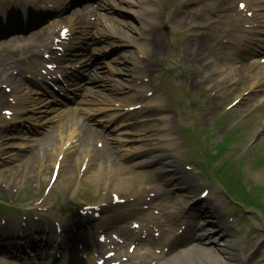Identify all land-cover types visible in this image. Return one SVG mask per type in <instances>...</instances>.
Segmentation results:
<instances>
[{"label":"rangeland","instance_id":"obj_1","mask_svg":"<svg viewBox=\"0 0 264 264\" xmlns=\"http://www.w3.org/2000/svg\"><path fill=\"white\" fill-rule=\"evenodd\" d=\"M12 1L14 0H0V68L9 65L12 61H16L19 57H23L26 49L28 48V46H26L27 41L24 40V38H21L20 36L15 37L12 34V32H18L19 30L9 31L8 33L3 34V30L7 28L6 23L4 22H7L9 19L7 13L11 11L16 13L20 10L19 7L15 6L16 8H13L9 5V2ZM209 1L211 0H195L194 2H191L182 7V9L184 10L186 8L194 7L199 4L203 5ZM236 1L237 0H233V3L231 4V6H233L232 9L234 10ZM252 8L253 6L249 5V9ZM66 13L67 11H64V15ZM231 19L234 20V18ZM223 20H226V22L230 24L229 18L222 17V12L217 13L216 23L213 25V30L217 29V33H219L218 30L220 28L227 27ZM261 20L262 19L260 17L256 18L255 22L258 26H260ZM259 30L262 29L259 27ZM160 35H162L165 40H162V37ZM170 37L171 36L168 35L167 29H162L160 31L159 40L162 41L168 49L166 58L175 59V57L177 56L176 51L173 46L169 45L168 43ZM234 45V39H227L226 41H222L219 43V45L217 46V51H222V53H224L221 58L231 57L234 59L235 64L241 63L243 65L244 63L240 58V56H243V53H241L240 51L239 53H236L237 49L234 50ZM106 50L107 47L105 49L99 48L98 50H95L92 55L99 60V58L104 57L102 54ZM161 62L157 66V72L161 77V85L158 84L156 88L159 90V92L162 93L163 98L150 97L152 99L151 104L153 105L155 102L154 106L157 107V109H152L148 112H140L142 107H145L147 101L150 98L134 99L135 97L131 96L129 98L128 96L123 94V96H126L125 100L120 103L116 102V104L120 106L118 112L121 114V116L118 117V120L123 122L122 126L126 125V127L124 128L125 132L121 133L122 136H116L124 142V144L119 146V148H122L124 150L139 149L142 152H146L147 154L144 156L150 160V163L140 169L132 167L130 169V173L124 175L126 177L127 183L123 185V187L116 188V176L106 179L107 181L102 178L97 182H90L89 179L85 177L88 173H86L82 179L77 177V172L73 173V175L71 176L69 168L67 166L62 171H59L58 179L52 185L48 181V175L50 171L46 170L44 173H39L36 169V166L31 169V171L18 170L14 176H10V174L8 176H5L7 171H0V197H8L9 195L17 194L20 195L23 193L26 196H30V199L36 198L29 206L31 207L30 210H32L33 213L30 215L23 214L26 218V222L30 224L31 228H34L37 225L41 227L45 223L48 226L47 230H50L53 229L56 222H58L60 225L63 223V226H66L67 224L77 220L78 218L90 215L86 213L88 212L89 208H84L82 202L80 205L76 204L80 203L77 202V199L84 193H86V203L83 202L84 205H88L89 203L95 205V209L92 212L98 210L100 206L104 207V205H106L105 207L109 209V207L111 206L110 202L113 201V195H116V197L118 196L119 198H127L129 196L132 198L133 196H139L141 195L144 188L149 186L151 183L155 184L156 190L159 193H162L163 196L171 197L169 201V208H167L164 213L171 212L172 210L183 211L185 210V208L188 209L192 205V203L197 198H199L200 191H202V189H205V187L207 186H209L210 188V193H215L211 196L207 195L208 201L218 204L217 196H219L220 198L224 197L222 189L214 180L209 181L204 178H200V176L195 173L197 167L191 161H189L188 157L190 155L188 149V145L190 143H188L187 138L190 137H187L184 134V131L181 130V128L190 130L192 127H195V131H197L200 128L204 127V130L208 129L212 131L214 130L213 126H216L217 123L222 119H245V121L241 124L242 132L240 135V139L239 141L235 139V145L237 144L236 148L239 150L249 140H260L261 142H264V105L258 104L257 106L254 102L244 104L241 101V98L245 97L251 92L250 88H246L235 99L241 101L231 107L235 108V110L228 113L227 118L224 115L221 116L225 108H229L233 101H230L229 99H225L224 101V99L221 98L216 102L217 105H222L221 109L217 111H215L214 107L211 105H208V107H206L205 105H207L208 99L207 97L202 99V88L204 86L192 83L186 84L183 87L182 85L184 81L180 68L178 67L177 72L174 75L172 73H170V75H165V73L162 72V69L165 70L166 65L163 64L162 67ZM259 70L264 71V69L262 68H259ZM246 75L247 73L242 71L236 76V79H241L243 77H246ZM109 78L112 79V81L110 82L114 83L117 86H120V84L123 82L121 76H119L120 81L118 80V83H116L117 81L113 80L115 77ZM219 79V77H216L214 79V82L216 87H220L223 89V92L217 91L216 95L227 98L228 89L226 88V85L218 84V82H220ZM240 87L241 83H238L236 88ZM179 89H182L181 92L178 91ZM181 93L184 95H182ZM121 95L122 93H118L116 97L120 98ZM258 95H260L262 99H264V92L258 93ZM191 97L198 100L201 99L200 103L203 109H201L200 111H195L194 106H192L190 102ZM155 98L158 100L155 101ZM178 98L185 99L184 103H178ZM2 101H6V98L3 97ZM131 106H133L134 108L130 109ZM207 108L211 109V114L206 112ZM1 110L2 106H0V140L2 143L0 149L4 147L5 154L3 152H0V157L2 159H5L6 154H10L13 151L17 153L27 152V150L23 149V147L24 145L28 146V143L23 138L25 135L19 125L16 126L17 128L15 129H3L5 120L3 118V112ZM196 113L199 114V116L197 117V126L192 123V117ZM165 115H169L172 117V119L170 120L172 124L171 130L166 129V123L164 122ZM25 122L26 121H24L23 123ZM120 130L122 129L120 128ZM217 130L214 133L215 140L221 139L223 135L230 129L228 128V126H223L217 127ZM235 134H237V132ZM212 135L213 132L208 131L196 134V140L192 145H189V147L201 156L203 165L205 164V171L209 172L211 176H213V178H216L220 181L222 180V178L219 174H217V170L220 168L225 171L229 169V163L226 159H223V156L225 155L227 150L222 151L223 149L218 145V143H214L212 141ZM168 138H174L175 144L168 140ZM255 144L251 148H253ZM98 145L102 148L101 142H98ZM238 150H236V155L238 154ZM241 152L244 153V150L241 149ZM230 155H233V153L229 152L227 156ZM114 156L116 157L115 154ZM244 156L248 158L253 157V155L249 154L248 152L247 154L245 152ZM261 156L262 159L258 162V164L264 166V152ZM116 159L118 160L117 166L119 168L130 166L129 163L124 162L123 160H119L117 157ZM214 160H216V166H213ZM234 163L237 164V161L235 159ZM249 166L245 165L244 170L242 169L246 179H248L246 171L252 169V167ZM3 167L4 165L1 164L0 170H2L1 168ZM183 167H186L188 171H186ZM263 169L264 168L253 167L254 173L247 171L248 174H251L253 182H259V184H261L260 186H262L261 192H259L261 196H259L258 194L255 196L256 198H258L259 202L264 201V174L261 173ZM163 170H172L175 172V175H165V177H161L159 176V174L160 172H164ZM233 177L236 178L235 176ZM236 179L238 182V186H241V181L238 178ZM222 186L225 193L230 198L235 199V194L232 189H230L224 182H222ZM248 186L250 187L249 183ZM115 189L118 190L114 192ZM186 190L190 191L187 192ZM255 190L257 189L252 188V192H254ZM44 198L48 199L51 202L41 204L40 206L38 205L36 207V204L40 202L39 199L42 200ZM52 202H59L64 205L74 206V208L72 210H64L61 214H57L51 207ZM0 203L7 204L8 201L5 198H1ZM222 205L224 206V210L230 212V210H232L230 209V207L234 206L235 204L230 203L225 199V201H222ZM240 208V211L242 213H239V215H247V219L248 217L251 219L252 216H254L256 219V211L260 215L262 214V216L264 217V205H261L260 207H254L256 210L254 208L247 209L245 210V212L242 210V207ZM226 215L231 219V213H227ZM233 215L236 216V213L233 212ZM240 216L238 218H240ZM106 217L107 216H104L105 220L107 219ZM99 218H101V216L95 219ZM262 220L264 221V219ZM12 221L13 217H5L3 219H0V223H3L1 225V228L5 229L9 235L13 234V232L6 229L4 227L6 226L4 223L10 224V222ZM246 222H248V220H246ZM14 223H16V220H14ZM191 223L196 224L195 221ZM240 223L243 224L242 227L244 228L245 236L248 231L247 225L241 220ZM31 228H23L22 231L35 234V231ZM3 235L6 234H2V236ZM36 236H40V234ZM252 236L254 238L253 241H251V245L248 246V248L246 245L243 263L246 264L245 259H248L252 264H264V234ZM0 259H6V261L0 260V264H18V258L16 257V254L14 252H8L6 250L0 249Z\"/></svg>","mask_w":264,"mask_h":264},{"label":"bare ground","instance_id":"obj_2","mask_svg":"<svg viewBox=\"0 0 264 264\" xmlns=\"http://www.w3.org/2000/svg\"><path fill=\"white\" fill-rule=\"evenodd\" d=\"M121 1H124L128 4L126 7V17L128 19H114L111 25L105 29V31L102 30L98 32L97 38H94V34L93 36L91 35L90 38V42L95 43L101 39H106L107 37H116V39L120 42V46L126 47L120 53L119 57L112 59L113 62L119 64V67L115 69L114 73H122L125 75V81L131 82L135 87L144 89L147 86L145 75L149 74L150 77H155V67L166 54V48L158 40V32L162 27L173 24L180 28L182 33L185 34L182 55L186 67L190 66V62L193 65L199 64L201 68L195 72V75L206 73L207 77H205V80L207 81H211L213 76L212 74L215 73V71L221 74L222 69L217 66L216 59L217 38L215 33L212 31L210 22L212 21L213 15L215 11H217V8L219 10L223 9L226 5L231 4L232 0H220V3L217 5V7H214V2H212L205 15L199 7L196 8L194 15L192 14L193 10L187 11L180 15L177 10H174L169 15H158L153 5L159 0ZM188 1L191 0H181L180 4ZM247 1L248 0H240V2L244 3ZM254 4L257 9L264 10V0H254ZM56 8H64V1H57ZM262 13L264 14V11H262ZM71 17H73L72 19L74 21L73 25L70 27L73 36L76 34V31H78L80 34L89 33V29H87V27L90 26V22L85 21L81 15L76 14L72 15ZM71 17L69 16L70 20ZM241 20L246 21L248 19L242 18ZM11 23L9 22L8 25H11ZM75 26L77 27L76 30ZM46 34L47 32L45 31L39 32L25 52L24 61L27 63V68L30 71L31 76L27 75L26 70L24 71L23 65L17 61L10 63L8 66H5L0 70V99L4 94L1 91V86L5 83L11 87V91L9 93L11 98L8 103L5 102L6 105H4V107L13 117L21 114L23 115L24 113L30 111L31 115L27 121H37L38 118L44 117V113L47 112V110L39 108L40 106H45V102L41 99V97L31 96V90H27V85L32 83L34 85V82L30 81L29 77L37 80V77L41 76L42 81H46L45 75L39 73L36 74L38 67L37 65L39 63L38 59L41 57L42 52L44 50L51 52V49L54 47L52 41H50V34L49 36ZM62 44L64 45V42ZM201 47H205L207 52V54L204 56H202L200 51ZM70 58V56L64 54L61 58L55 57L54 63H57L58 65V63H61L62 59ZM41 66L43 67L44 65ZM61 69H59L60 72ZM80 69L81 68L78 66L76 70ZM46 74L54 75L57 74V72L48 70ZM108 74H110V72H108ZM63 78H68L71 80V82L75 83L73 76L69 75L68 73H64ZM57 79L58 78L55 77L54 80L56 81ZM260 80V76L258 77L253 75L248 77V84L252 85ZM86 82L91 85L96 83L95 86H97L100 91H105L106 93L104 95L107 97L110 96L109 94L123 91L119 90L123 88H117L116 86L114 87L110 83H98L96 82V79L94 80L92 77L87 78ZM22 87L26 92H21L23 90ZM230 90L235 92V88H230ZM146 91H149V89ZM212 91L213 86L207 88V94L211 93ZM244 100L247 102L250 99L245 97ZM26 104L27 106L31 104V107H26ZM97 109L102 108L99 107ZM13 119L14 118H11L10 120ZM76 119L77 118L75 114H67L66 129L70 123L73 124H71V126L75 125L77 141L79 142L81 149H73L74 132L67 133L64 136H56L55 133H50L49 135L45 136L41 142L30 147L29 152L25 155L15 153L7 156V161H14L17 158L20 160L15 167L11 166V168H6L8 169L9 174L14 176L17 170L33 169L35 166L37 170H50V173H52L56 166H67L69 168L70 175L72 176L73 173H76L75 166L78 165V168L80 166L82 167V171L88 169L89 172L87 174V178L90 182H97L99 179H104L105 176L108 177V175H110L111 177L116 176L117 187L125 185L127 181L122 170L111 169L115 165L116 160L114 156L111 157V155L107 152V142H105V148L100 151H94V149L91 148L92 142L96 137L101 136L103 140H105L103 133L97 134L93 131H87L83 123H79L76 121ZM49 120L50 119L48 118L41 124H46ZM63 124L65 123H62V125ZM5 125L7 126L8 123ZM9 125L12 126L11 124ZM34 125L35 123H33L31 126H28L27 129L36 132V127H34ZM36 125H39V123ZM0 144H2L1 140ZM52 144H55L54 149H48L47 147ZM121 156L128 160L131 166L135 167H141L147 160L145 158L140 159L141 154L139 152L131 153L130 151H127L121 154ZM44 158L45 161H47V165L43 162ZM126 172L127 171L125 170V174ZM170 174L173 175L171 172ZM132 204L134 203H129V205ZM193 210L199 211L201 218H207L211 220L213 217H215L213 213H208L206 210L198 209V203L193 208ZM153 218L154 217H152V219ZM77 226L79 228V232H85L86 225L84 221L80 222ZM224 229L225 228H223V230ZM220 232L224 231L220 229L217 233H214V236L220 234ZM127 234H130V232H127ZM206 238L207 237L202 235H196V237L193 236L192 243H190L183 251H175L173 256L167 258L160 264H219L222 260H230L239 254L238 252L233 251L232 247L242 248L241 243H239L237 239H226L223 241V244H218L215 246L211 245ZM171 242V240H167L165 244L168 246L171 244ZM9 244L11 246L17 245V243L13 241H9ZM40 245L41 244L37 243L35 247ZM44 249L45 247H40L39 249H36V251ZM51 252L53 255L49 253L46 254L45 257L53 258L56 257V254H58L54 250ZM41 255L42 252L32 257L34 263L39 260L37 264H42Z\"/></svg>","mask_w":264,"mask_h":264},{"label":"snow or ice","instance_id":"obj_3","mask_svg":"<svg viewBox=\"0 0 264 264\" xmlns=\"http://www.w3.org/2000/svg\"><path fill=\"white\" fill-rule=\"evenodd\" d=\"M241 8H243V5H240Z\"/></svg>","mask_w":264,"mask_h":264}]
</instances>
